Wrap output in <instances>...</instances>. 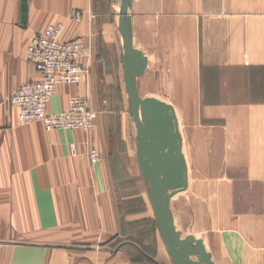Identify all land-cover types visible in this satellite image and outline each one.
Returning <instances> with one entry per match:
<instances>
[{"label": "crops", "instance_id": "obj_1", "mask_svg": "<svg viewBox=\"0 0 264 264\" xmlns=\"http://www.w3.org/2000/svg\"><path fill=\"white\" fill-rule=\"evenodd\" d=\"M26 4L22 24L21 0H0V264H173L158 228L152 242L122 230L112 175L118 149L108 142L106 114L99 113L109 101L107 83L118 76V41L102 1L26 0ZM161 5L159 0L132 1V39L142 53L149 45L144 32H153L154 39L166 15ZM73 10L81 11V20L70 18ZM55 23L63 24L61 40L80 38L91 46L93 57L81 82L57 85L47 111L59 112L70 98L86 97L98 111L88 132L47 130L39 121L21 124L9 101L21 84L40 78L26 58L27 46L34 35ZM243 56L241 63L250 65L253 52L247 50ZM253 63L245 74L251 82L247 91L253 93L251 101L261 114L230 133L238 137L235 145H241L246 130L244 148H235L239 156L248 149L264 152V64L252 67ZM239 79L223 80L222 89L229 93L228 88L236 89L238 94ZM225 143L227 150V137ZM90 148L102 155L94 166L86 156ZM253 168L264 174V162Z\"/></svg>", "mask_w": 264, "mask_h": 264}, {"label": "rangeland", "instance_id": "obj_2", "mask_svg": "<svg viewBox=\"0 0 264 264\" xmlns=\"http://www.w3.org/2000/svg\"><path fill=\"white\" fill-rule=\"evenodd\" d=\"M101 1L118 41V76L107 83L109 101L99 112L106 114L108 142L118 149L113 191L123 233L152 242L158 226L148 182L138 168L136 128L120 60L121 0ZM159 2L166 15L154 39L153 32H144L150 47L143 53L149 61L135 87L142 97L171 104L177 117L188 180L171 199L176 227L202 239L214 264H264V174L253 168L264 162V152L248 149L239 156L235 148H244L246 130L241 145L236 146L238 137L232 136L261 114L251 101L254 95L247 91L251 82L245 74L252 62V67L264 64V0ZM247 50L253 52L250 65L241 63ZM235 78H240V92L228 87L231 93L224 91L222 81Z\"/></svg>", "mask_w": 264, "mask_h": 264}, {"label": "water", "instance_id": "obj_3", "mask_svg": "<svg viewBox=\"0 0 264 264\" xmlns=\"http://www.w3.org/2000/svg\"><path fill=\"white\" fill-rule=\"evenodd\" d=\"M132 1L121 0V63L136 128L138 168L148 182L158 231L173 264H214L203 240L182 234L175 225L170 203L187 186V162L173 106L156 97H142L136 90L135 81L146 70L148 57L133 44L129 14ZM26 9V0H21L22 24L26 22Z\"/></svg>", "mask_w": 264, "mask_h": 264}, {"label": "built area", "instance_id": "obj_4", "mask_svg": "<svg viewBox=\"0 0 264 264\" xmlns=\"http://www.w3.org/2000/svg\"><path fill=\"white\" fill-rule=\"evenodd\" d=\"M81 17L80 10L71 12L72 20L79 21ZM62 30V23L50 24L31 38L26 58L35 66L40 78L21 84L11 92L9 101L16 107L21 124L39 121L47 130L88 132L95 126L97 113L86 97L70 98L67 107L59 112L47 111L57 85L81 82L89 74L93 57L91 46L80 38L60 40ZM72 153L75 154L73 149ZM86 156L91 166L102 159L96 148H90Z\"/></svg>", "mask_w": 264, "mask_h": 264}, {"label": "bare ground", "instance_id": "obj_5", "mask_svg": "<svg viewBox=\"0 0 264 264\" xmlns=\"http://www.w3.org/2000/svg\"><path fill=\"white\" fill-rule=\"evenodd\" d=\"M195 237V236H194ZM196 238V237H195Z\"/></svg>", "mask_w": 264, "mask_h": 264}]
</instances>
